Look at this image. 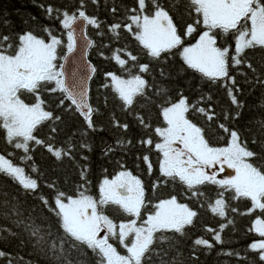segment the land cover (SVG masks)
Listing matches in <instances>:
<instances>
[{"label": "snow or ice", "instance_id": "snow-or-ice-1", "mask_svg": "<svg viewBox=\"0 0 264 264\" xmlns=\"http://www.w3.org/2000/svg\"><path fill=\"white\" fill-rule=\"evenodd\" d=\"M33 4L62 32L57 35L35 15L21 20L27 27L20 31L6 17L0 19V29H8L0 30V130L5 144L0 174L17 189L13 194L0 185V219L8 222L0 224V239H17L18 249H32L24 255L0 248V264H38L33 255L47 264H91L89 252L95 264H200L201 255L213 250L228 258L227 264H264V218L257 216L247 230L260 239L246 249L224 247L230 241L223 236L225 229L236 230L235 215L257 210L264 215V163H258L264 162V152L252 150L249 137L236 126L248 107L245 92L264 91V0H170L169 6L161 0H76L63 9L36 0ZM89 5L103 8L110 20L90 12ZM185 14H194L192 23ZM89 28L98 42L90 38ZM123 33L138 42L147 62L119 44ZM92 48L120 70L104 72L101 87L112 89L125 116L121 120L112 113L109 123L119 135L103 154L134 146L127 138L132 123L144 129L146 135L136 143L161 157L151 191L170 186L174 191L168 198L153 202L143 180L122 162L121 171L103 179L98 198L88 193V166L79 160L89 159V134L105 131L99 124L102 108L90 103L89 80L99 71L87 60ZM109 48L111 55H106L103 49ZM177 57L182 61L178 68L172 63ZM187 70L223 88L227 107L218 112L210 92L201 91L195 100L185 95L179 80ZM146 105L158 110L163 126L153 129L150 111H143ZM103 107H108L107 96ZM258 107L264 109V95ZM190 114L203 117L204 124ZM69 120L80 121L81 127L71 130ZM253 122L255 131L247 129L253 132L251 143L264 147V118ZM215 132L226 138V146L213 145ZM38 149L57 162L79 166L81 183L74 196L58 188L55 177L45 178L35 161ZM18 151L20 164L14 162ZM137 158L152 176L150 155ZM20 195L37 203L25 207ZM241 199L251 202L244 212L231 203ZM112 206L127 219L110 218L105 209ZM202 207L219 219L215 228L202 224ZM45 211L56 218L57 227ZM198 228L210 239L194 235Z\"/></svg>", "mask_w": 264, "mask_h": 264}, {"label": "trees", "instance_id": "trees-1", "mask_svg": "<svg viewBox=\"0 0 264 264\" xmlns=\"http://www.w3.org/2000/svg\"><path fill=\"white\" fill-rule=\"evenodd\" d=\"M124 2L129 3L130 0H124ZM161 2L163 3V0H161ZM166 2L170 4V1L166 0ZM36 3H50L56 7H60L63 9L65 7L74 5L76 3V0H36ZM169 4L164 5L169 6ZM89 11H95L101 18H107L110 20V17H108L103 8L94 9L91 5H89ZM29 15H35L41 21V24L52 26L57 30V35L61 34L62 29L59 28V25L45 19L41 10L38 7L34 6L33 0H0V19L6 17L12 24L15 25L16 31H20L21 29L27 27L21 23V20ZM193 17L194 14L193 16H188L187 14H185L184 19L187 20V22L192 23ZM0 30L5 32L8 31L7 28H3ZM88 32L91 39L97 42L100 40L99 37L95 36L93 29L89 28ZM37 35L47 39L46 34L42 31H38ZM63 39L66 43V36H64ZM105 42L107 41L105 40ZM189 42L194 43V40L189 38ZM119 44L126 45L133 51L137 52L141 55L142 62H147L146 59H143L142 51L140 49V46L138 45V42L135 41V39L130 34L123 33V38L121 39ZM115 46L116 45H113V47ZM103 50L105 51L106 55H111L110 48ZM258 58L259 57H257V59ZM89 59L99 70L98 73L93 76L90 82V103H92L94 106H100L102 108L99 124L104 127L105 131L103 133L89 134L87 139L89 140L92 150L86 153V155H88L89 157L87 161L79 160V156H77L80 165L86 164L88 166L87 177L88 181L90 182L87 186L88 193L93 195L94 198H98L99 185L102 183L104 178L107 177L111 179L119 171H121L122 169L120 168V162H122L127 170L131 171L133 175L143 180L146 189H148L147 195L153 200V202H156L158 199L168 198L169 194L174 191V189L170 186H161L155 192L151 191L153 180L159 174L158 166L161 157L160 154L155 150L149 152L148 149L141 147L136 143L138 139L146 135L144 129L139 128L135 125V123H132L131 130L127 133V138L133 140L134 146L131 147L130 150H118L117 152L112 153L110 156H105L103 154L105 145L107 143L113 142L116 139L117 135H119V131L117 129H113L109 123L112 113L115 112V115L121 120L125 119L124 113H122L119 108L120 101L118 100V97L115 95L111 88L101 87V85L105 82L103 73L106 71H112L119 74L120 70L118 66L110 62V60L102 58L96 48L89 49ZM172 63L175 67L178 68L182 64V61H179V57H177L176 61H173ZM157 79H159V77H157ZM179 86L183 89L184 94L189 96L192 100H195L199 96L201 91L210 92L214 97V101L217 105L216 110L218 112L221 107H227L228 98L225 94L224 89L211 85L210 83L203 80L198 73H195L192 70H187L186 72L181 73ZM245 87L247 88V86ZM170 94L174 95V93ZM262 95H264V91L260 89H256L252 92H245L243 99L246 101L248 107L245 109L243 119L236 125L240 128L241 131L245 133L246 136L249 137V146L252 148V150L257 152H264V147L251 143L250 138L253 132H249L247 131V129L251 128L253 129V131H255V123L249 122L254 121V119L264 118V109H260L258 107L259 103L261 102ZM105 96H107L108 98L107 108L103 107ZM49 99L54 100L55 96L50 95ZM143 111H150L151 114L149 119L151 121L153 129L156 126H163V120L162 118H158V110L155 107L146 105ZM191 118L199 124H204L203 117L199 116L198 114L191 115ZM65 119H67V117H65ZM127 119L129 120V122H131V117H128ZM68 124L71 130L79 129L81 127L80 121L77 120H69ZM46 132L47 129H45V133ZM3 135L4 134L2 130H0V150H3L5 148ZM221 135L222 133L220 132H215L211 135V142L213 143V145L218 147L226 146V138L220 139ZM76 139L78 140L79 137H77ZM154 139L155 141L159 142V137H154ZM21 154L22 153H20L19 151L17 152V157L14 159L15 163L20 164L18 157ZM142 154L150 155V159L154 166L152 176L148 175L145 163L137 158ZM34 156L35 161L39 165L41 171L46 173L45 178L55 177L58 180V188L63 190L68 195L74 196L76 194L78 186L81 183L79 175L80 168L78 165L69 160H64L63 163L57 162L47 152L40 151L39 149L35 152ZM0 185L4 186L5 191L12 192L13 194H15L17 191L16 186L13 184V182L2 174H0ZM44 192L51 198L52 192H50L47 188L44 189ZM20 200L25 204V207L37 203L31 197L25 198L23 195H20ZM231 203L238 206L241 212H244L251 207V202L244 199L232 201ZM105 212L116 222L127 219V217L114 206L106 208ZM44 215L49 217V222L54 228L57 227L56 218L51 213L45 211ZM200 215L202 217L203 225H208L215 228L220 223L219 219L211 213L210 209L204 207L200 208ZM257 216H261V218H264V215H262L259 210L253 212L252 215H235L236 230L234 232L230 229L224 230V238L227 241H230V243H226L224 247H231L237 250L246 249L247 245L252 241L260 239L254 232L247 231L251 227L254 219ZM4 223L8 222L0 219V224ZM194 235L204 236L205 238L210 239V234L205 233L200 228L196 230ZM18 243L19 241L17 239H0V248H3L6 252L16 253L18 251H21L24 255H27L31 252L32 249L30 245L23 249H18ZM217 247L219 248V246ZM120 251L123 252L124 250L120 249ZM88 257L91 258V264H95V258L92 257V254L90 252L88 253ZM30 258L34 261H38V264H47V261L36 255H33ZM227 259L228 258L223 256H217L216 251L213 250L209 255H201L200 264H227Z\"/></svg>", "mask_w": 264, "mask_h": 264}, {"label": "rangeland", "instance_id": "rangeland-1", "mask_svg": "<svg viewBox=\"0 0 264 264\" xmlns=\"http://www.w3.org/2000/svg\"><path fill=\"white\" fill-rule=\"evenodd\" d=\"M228 172H231V170H228ZM227 173H224V174H221L220 176H218L217 178L220 179V178H224V176H226ZM232 175H234V172H232Z\"/></svg>", "mask_w": 264, "mask_h": 264}, {"label": "water", "instance_id": "water-1", "mask_svg": "<svg viewBox=\"0 0 264 264\" xmlns=\"http://www.w3.org/2000/svg\"><path fill=\"white\" fill-rule=\"evenodd\" d=\"M70 59H71V58H70ZM87 60L91 61V60L89 59V51H88ZM91 63H92V62H91ZM92 64H93V63H92ZM92 78H93V77H92ZM92 78L89 80V89H90V82H91ZM89 95H90V93H89Z\"/></svg>", "mask_w": 264, "mask_h": 264}, {"label": "flooded vegetation", "instance_id": "flooded-vegetation-1", "mask_svg": "<svg viewBox=\"0 0 264 264\" xmlns=\"http://www.w3.org/2000/svg\"><path fill=\"white\" fill-rule=\"evenodd\" d=\"M170 1V0H167ZM163 4H169L168 2H166V0H163Z\"/></svg>", "mask_w": 264, "mask_h": 264}]
</instances>
